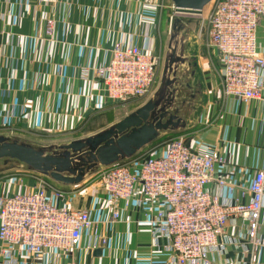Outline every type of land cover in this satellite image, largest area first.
Instances as JSON below:
<instances>
[{
    "label": "built area",
    "instance_id": "obj_1",
    "mask_svg": "<svg viewBox=\"0 0 264 264\" xmlns=\"http://www.w3.org/2000/svg\"><path fill=\"white\" fill-rule=\"evenodd\" d=\"M35 1L42 5L59 2ZM165 2L141 0V5L154 14L149 19H155ZM210 5L208 16L202 13L198 18L205 26L208 48L220 60L223 95L245 104L260 99L264 55L258 50L257 30L264 22V0H212ZM172 9L175 15L174 5ZM52 33L53 20H48L46 35ZM152 38L146 30L143 47L114 42L110 61L94 71L104 104L116 107L129 100H147L156 91L164 60ZM224 165L226 159L218 150L194 151L183 136H177L150 145L83 184L97 178L110 224L132 223L133 214L140 213L153 232L155 245L160 239L166 241L167 264H214L209 257L212 251L223 254L227 247L239 244L237 238L225 234L234 220L246 226L245 239L255 251L264 247V238L258 235L264 170L256 171L247 190L232 200L222 192L232 193L235 186L215 176L216 168ZM7 179L8 186L0 192V264H19L20 252L33 259L50 251L67 254L82 245L84 236L88 248L108 245L90 211L71 206L73 191L81 185L60 188L32 172ZM213 183L219 195L210 191Z\"/></svg>",
    "mask_w": 264,
    "mask_h": 264
},
{
    "label": "crops",
    "instance_id": "obj_2",
    "mask_svg": "<svg viewBox=\"0 0 264 264\" xmlns=\"http://www.w3.org/2000/svg\"><path fill=\"white\" fill-rule=\"evenodd\" d=\"M149 17L154 14L143 9L141 0H59L55 5L0 0V131L10 128L22 139L38 143L39 138L57 134H82L84 126L93 129L80 137L89 136L122 119L112 120L115 106L103 103L94 71L110 61L116 41L143 47L146 30L153 37V47L164 52L167 44L160 15ZM48 20H53L51 36L46 35ZM257 41L264 55V22L257 30ZM212 76L208 79L213 85L207 84L206 75L204 86L195 89L193 84L185 113L181 107L187 124L179 133L192 150H218L225 157L226 165L218 166L215 176L235 186L232 193L222 192L225 199L235 200L247 190L256 171L264 170V93L260 99L238 103L223 95L221 64L217 75L221 84ZM204 95L207 106L191 126ZM5 174L0 175V192L12 175ZM209 189L220 194L215 183ZM88 210L108 240L106 247L88 248L84 236L82 245L67 254L50 251L33 259L20 252L19 264H167L166 241L160 239L155 245L140 213L133 214L132 223L110 224L103 203L98 210ZM225 234L239 244L227 247L223 254L212 251L209 257L214 264H264V247L254 250L241 221L231 222ZM258 235L264 238V206Z\"/></svg>",
    "mask_w": 264,
    "mask_h": 264
},
{
    "label": "water",
    "instance_id": "obj_3",
    "mask_svg": "<svg viewBox=\"0 0 264 264\" xmlns=\"http://www.w3.org/2000/svg\"><path fill=\"white\" fill-rule=\"evenodd\" d=\"M211 1L171 0L175 15L160 82L142 106L95 134L69 142L37 144L0 135V175L26 170L61 187H77L106 168L133 159L164 136L184 130L187 122L181 115L180 94L194 90L197 67L186 52L184 35L189 19L201 16Z\"/></svg>",
    "mask_w": 264,
    "mask_h": 264
},
{
    "label": "rangeland",
    "instance_id": "obj_4",
    "mask_svg": "<svg viewBox=\"0 0 264 264\" xmlns=\"http://www.w3.org/2000/svg\"><path fill=\"white\" fill-rule=\"evenodd\" d=\"M172 5L173 4L170 0H166L165 8L159 13L160 25L165 28L164 41H166V44L168 41L169 30L171 27L170 19L171 17H174ZM210 7H211L210 4L205 7L203 11V17L206 18L208 16ZM189 20L190 22H189V25L187 26V31L184 36H185V39L187 40L186 52L188 56L190 57L191 62L196 60V63H197V68L195 70L196 77H195V80L193 81L194 82L193 84L195 85V89L197 85L199 87L204 86L207 80H208L207 81L208 85H213V83L210 82L208 79V77L209 76L211 77V75H213L212 76L213 78L219 79V83L221 84L220 78H218L217 76L219 66H220V60L215 56L214 52L208 48L205 26L203 25L202 20L198 17L190 18ZM167 31H168V35H167ZM165 52H166V48L164 49V52H163V60H164ZM206 56H209L208 60L205 59ZM209 72H211L212 74H209ZM203 74L206 75L207 80L204 79ZM219 83L216 86L218 88H221L222 85L220 86ZM191 94H194V92L192 90L188 91V89H185L180 94L179 101L184 102L183 104H181L182 108L185 105L187 106V100ZM147 100H129L125 104L113 108L114 110H112V112L114 114V118L112 120L120 118L122 116H125L135 111L140 106H142ZM205 101L206 99L204 95L203 100L200 101L198 104L199 105L197 108L198 114L195 115V117L193 118L194 122L192 123L191 126H194L196 124V118L201 115L200 112L202 111L203 105L207 106ZM190 113L191 112H188V115ZM84 127H85L84 132L82 134H70V133L69 134L68 133L67 134L66 133L57 134L55 136L48 137V138H39L40 140L37 139L36 142H38L37 144H59V143L69 142L72 140L83 138L80 136H82L84 133H88L92 131L93 129V127L91 126H88V127L84 126ZM0 135H10V136L19 137V134H17L16 132L11 133L10 128L1 129ZM180 135H182V133H170L167 136L169 138V137H177ZM19 138H22V137H19ZM29 173H30L29 171L22 170V171H11L8 174H12L10 176H16L18 174H29ZM5 175H7V173ZM60 188H63V187L60 186ZM102 195H103V192H102L101 184L98 182L97 178L96 179L92 178L86 184L81 185L79 188H75V191H73V195H72L71 206L72 207L82 206L79 208L83 210H87L89 208L98 210V208L103 203Z\"/></svg>",
    "mask_w": 264,
    "mask_h": 264
},
{
    "label": "trees",
    "instance_id": "obj_5",
    "mask_svg": "<svg viewBox=\"0 0 264 264\" xmlns=\"http://www.w3.org/2000/svg\"><path fill=\"white\" fill-rule=\"evenodd\" d=\"M174 135V134H173ZM177 135V134H176ZM168 138V136H166V137H164V138H161V139H159V140H157L156 142H154L151 146H154V145H157V144H159V143H161L163 140H165V139H167ZM170 138V137H169ZM58 186V185H57ZM58 187H60V186H58ZM64 188V187H63ZM64 189H68V188H64Z\"/></svg>",
    "mask_w": 264,
    "mask_h": 264
},
{
    "label": "flooded vegetation",
    "instance_id": "obj_6",
    "mask_svg": "<svg viewBox=\"0 0 264 264\" xmlns=\"http://www.w3.org/2000/svg\"><path fill=\"white\" fill-rule=\"evenodd\" d=\"M185 110H186V107H185V106H183V112H184V113L186 112Z\"/></svg>",
    "mask_w": 264,
    "mask_h": 264
}]
</instances>
